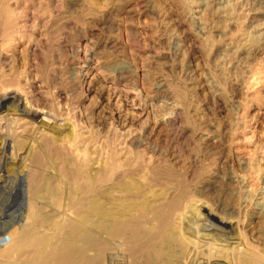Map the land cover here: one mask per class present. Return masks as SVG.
I'll use <instances>...</instances> for the list:
<instances>
[{"label":"rangeland","instance_id":"obj_1","mask_svg":"<svg viewBox=\"0 0 264 264\" xmlns=\"http://www.w3.org/2000/svg\"><path fill=\"white\" fill-rule=\"evenodd\" d=\"M1 51L21 89L0 90V115L23 131L5 135L0 212L47 233L31 261L79 250L83 221L75 264H264V0H0Z\"/></svg>","mask_w":264,"mask_h":264},{"label":"bare ground","instance_id":"obj_2","mask_svg":"<svg viewBox=\"0 0 264 264\" xmlns=\"http://www.w3.org/2000/svg\"><path fill=\"white\" fill-rule=\"evenodd\" d=\"M250 42V41H249ZM9 44V43H8ZM7 46V45H6ZM11 48V47H10ZM3 49V48H2ZM9 50V49H8ZM9 52L7 51H1L0 52V90L1 91H7L10 88H14V89H21L20 88V75L16 74L18 72H16L15 66H14V59L11 57L10 54H8ZM2 109H5L4 106H0V111ZM8 112V111H7ZM6 113V112H5ZM15 113V110H14ZM20 113L18 112V115ZM13 111L8 112L5 115H0V143L2 144V150H1V154H0V159L3 160V162L6 160V156H5V151L7 150V148H10V157H8L10 160H15L17 158V153L15 151V149H13L14 147H12V145H9V139L7 137H5L6 132L10 131V123H12L13 121ZM17 115V113H16ZM17 115V116H18ZM19 118V117H18ZM15 121V120H14ZM16 124H18V122H16ZM14 125V124H13ZM16 126V125H15ZM21 126V125H19ZM24 127V126H23ZM13 128V126L11 127ZM13 133L14 134H19L21 133V128H13ZM11 130V131H12ZM10 131V132H11ZM12 142V141H11ZM19 143V142H18ZM21 144V143H19ZM52 144V143H51ZM18 145V144H17ZM20 146V145H19ZM18 147V146H17ZM225 147V146H224ZM54 149V148H52ZM51 149V150H52ZM55 151V150H54ZM50 152V151H49ZM39 153V152H38ZM38 153H34L33 154V159H32V165L30 166V170L29 173H27V181H26V192H30V191H34L36 189L39 190V184L37 182L36 176H37V172L35 168H32L34 165H36L35 163H40V156L38 155ZM42 158V157H41ZM42 160V159H41ZM26 164V163H25ZM39 166V165H38ZM40 167V166H39ZM61 168V166H60ZM35 169V170H34ZM38 170V169H37ZM60 170V169H59ZM73 171V170H72ZM78 171V170H77ZM81 172V171H80ZM73 173V172H72ZM78 173V172H77ZM74 174V173H73ZM80 174V173H79ZM82 174V173H81ZM80 174V176H81ZM71 175V174H70ZM68 174L67 177H69L68 179L70 181H72L73 183V176H70ZM75 175V174H74ZM76 178L75 182L78 180H82L83 182H86L85 184H79L78 183H73L76 186H78V188H76L77 190H79L80 194L82 196H79L80 199L79 201L74 205V209H77V211H86L85 209L88 207L87 206V202H89V197L86 195L90 192V185H89V181L88 179L85 177V175L83 176H79V175H75ZM83 177V178H82ZM25 178V180H26ZM68 180V181H69ZM81 183V182H80ZM71 184V183H70ZM42 185V184H41ZM71 187H74L71 185ZM74 188V189H75ZM37 190V191H38ZM71 193V192H70ZM77 193V192H76ZM86 195V196H85ZM89 195V194H88ZM29 197V196H28ZM74 198V197H73ZM78 198V197H77ZM76 199V198H74ZM31 200V199H30ZM29 201V200H28ZM93 201V200H92ZM32 202V201H31ZM30 203V202H29ZM34 204V202H32ZM73 203V202H72ZM70 203V204H72ZM92 204V202H91ZM90 204V205H91ZM30 204H28L29 206ZM35 205V204H34ZM94 205V203H93ZM32 206V205H31ZM68 206V205H67ZM71 205H69L70 207ZM92 206V205H91ZM96 206V205H95ZM66 207V206H65ZM72 207V206H71ZM90 207V206H89ZM94 208V207H93ZM44 209V208H43ZM73 209V210H74ZM90 209V208H89ZM96 209V208H95ZM98 211L99 206L97 207ZM96 209V210H97ZM216 209V208H215ZM91 211H93L92 209H90ZM137 210V208H136ZM143 211L139 210V214L138 215V219L135 218L137 217V215L135 217H128L126 219H122V222L118 221L117 226H114L113 228H115V236L117 237V239L123 241V242H127L126 241V235L127 232L128 233H133L135 232V230L137 228H140V224H139V220L140 218H146V219H152V217H154L159 211V208H155L154 210H147V209H142ZM10 210H8L7 208L4 211L0 212V228H3L2 231V237H0V264H21V258H30L33 257L34 253L37 252L34 251L36 247H38V244L40 242H42L43 240L46 239V234L44 233L42 230L37 231L36 229H30L28 228L29 226L27 225V221L26 220H21V214L18 213V209L16 208L15 210H12L10 212H8ZM64 211V210H63ZM95 211V210H94ZM71 212V210L69 211ZM74 213V212H73ZM94 213V212H93ZM54 214V213H53ZM57 214V213H56ZM85 214V213H84ZM48 215V214H47ZM75 215V214H74ZM82 215V214H80ZM79 215V216H80ZM86 215V214H85ZM98 215V214H97ZM102 216V214H101ZM77 217V215H76ZM81 217V216H80ZM95 217V216H93ZM98 216H96L97 219ZM68 218V217H67ZM73 218V216H72ZM99 218V217H98ZM101 218V217H100ZM25 219V218H24ZM28 219V218H27ZM65 219V218H64ZM70 221L71 218L69 217ZM81 219V218H80ZM85 219V218H84ZM76 220V219H75ZM91 220V219H90ZM94 220V218H93ZM79 221V220H78ZM77 221V222H78ZM117 221V220H116ZM174 221H176L177 223L182 224V217L180 215V212H177V219H174ZM37 222V221H36ZM41 222V221H40ZM72 222V221H71ZM76 222V221H74ZM101 222V221H100ZM115 222V221H114ZM31 223V222H30ZM50 223V222H49ZM85 223V222H84ZM90 224H92L91 222H89ZM129 223V224H128ZM42 224V223H41ZM67 224V222H66ZM74 224V223H72ZM79 224V223H78ZM83 221L82 223L80 222V225H78L73 231V234H71L72 236H74V238L76 239V241L80 244V248L79 250H76L75 247H69L67 246L68 243H66L65 241H58L56 243H54L53 241H51L52 243H50L48 245V248H46V250H44V253H47L48 259L46 260H32L30 258V262L29 264H75L74 263V255L77 252H81V254L85 251L84 247L86 246V244L89 241V237H88V232L85 230V228H87L88 226L85 223V228L83 225ZM89 224V226H90ZM97 224V223H96ZM102 224V223H101ZM113 224V223H112ZM63 225V224H62ZM94 225V224H93ZM15 226V227H14ZM61 226V225H60ZM72 226V225H71ZM87 226V227H86ZM52 227V225H51ZM54 227V226H53ZM56 227V226H55ZM59 227V226H58ZM62 227V226H61ZM36 228V226H35ZM43 228V227H42ZM64 228V227H63ZM93 228V227H92ZM41 229V228H40ZM49 229V228H48ZM88 229V228H87ZM90 229V228H89ZM111 229V228H110ZM95 230H98L95 229ZM109 230V229H108ZM113 230V229H112ZM110 230V232L112 231ZM1 231V230H0ZM42 231V232H41ZM57 231V229H56ZM59 231V229H58ZM64 231V230H63ZM70 231V230H69ZM94 231V230H93ZM99 231V230H98ZM105 232V230H102ZM101 232V231H100ZM113 232V231H112ZM55 233V232H54ZM65 233V232H64ZM70 233V232H68ZM67 233V234H68ZM97 233V232H96ZM53 234V233H52ZM92 234H94L92 232ZM98 234V233H97ZM95 234V235H97ZM110 234V233H108ZM91 235V234H90ZM57 234H53V239H56ZM114 236V237H115ZM60 237V236H59ZM58 237V239H59ZM71 237V236H70ZM94 237V236H93ZM96 237V236H95ZM115 237V238H116ZM66 238V237H65ZM63 238V239H65ZM69 239V237H67ZM98 238V237H97ZM52 239V240H53ZM198 239V238H197ZM71 240V239H69ZM57 241V240H56ZM74 241V240H73ZM68 242V241H67ZM97 242V241H96ZM76 243V242H75ZM94 243V242H92ZM99 243V241L97 242ZM194 244V243H193ZM197 244V243H195ZM194 244V245H195ZM42 245V244H41ZM40 245V246H41ZM91 245V244H90ZM74 246V245H73ZM79 246V245H78ZM196 246V245H195ZM87 247V246H86ZM97 247V246H94ZM193 247V246H192ZM38 252L40 250V247H38ZM43 248V246H42ZM75 248V249H74ZM92 248V247H91ZM43 250V249H41ZM90 251V249H88ZM180 250V249H179ZM187 250V249H186ZM185 250V252H186ZM183 251V250H182ZM181 251V252H182ZM190 251V249H189ZM189 253V252H188ZM43 254V253H42ZM89 254V253H88ZM46 255V254H45ZM41 256V254H40ZM36 257H38V255H36ZM35 257V258H36ZM84 256H82L83 258ZM85 259V258H84ZM83 259V260H84ZM87 259V257H86ZM90 259V258H88ZM76 261V259H75ZM79 261V260H78ZM82 262L81 260L79 261V263ZM86 262V261H85ZM89 262V260H88ZM87 262V263H88ZM78 263V262H77ZM83 263V262H82ZM185 263V261H184Z\"/></svg>","mask_w":264,"mask_h":264}]
</instances>
